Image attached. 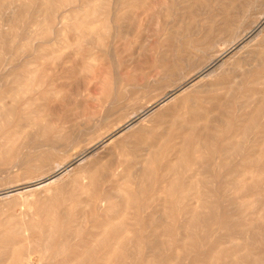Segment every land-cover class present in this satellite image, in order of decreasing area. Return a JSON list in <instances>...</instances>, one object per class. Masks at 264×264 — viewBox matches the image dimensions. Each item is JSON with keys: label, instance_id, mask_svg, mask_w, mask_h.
Instances as JSON below:
<instances>
[{"label": "rangeland", "instance_id": "rangeland-1", "mask_svg": "<svg viewBox=\"0 0 264 264\" xmlns=\"http://www.w3.org/2000/svg\"><path fill=\"white\" fill-rule=\"evenodd\" d=\"M0 264H264V0H0Z\"/></svg>", "mask_w": 264, "mask_h": 264}, {"label": "bare ground", "instance_id": "bare-ground-1", "mask_svg": "<svg viewBox=\"0 0 264 264\" xmlns=\"http://www.w3.org/2000/svg\"><path fill=\"white\" fill-rule=\"evenodd\" d=\"M216 63V62H215ZM214 64V62L213 63H211V64H209L208 66H206L205 67V69H204V72H206L210 67H212V65ZM215 65V64H214ZM210 71V70H209ZM59 168V167H58ZM56 174V173H55ZM53 177H55V176H53V174H52V176H49L48 178H45V180L46 179H52ZM46 182V181H45Z\"/></svg>", "mask_w": 264, "mask_h": 264}]
</instances>
